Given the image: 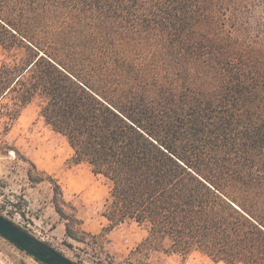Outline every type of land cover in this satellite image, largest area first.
<instances>
[{"label": "trees", "instance_id": "1", "mask_svg": "<svg viewBox=\"0 0 264 264\" xmlns=\"http://www.w3.org/2000/svg\"><path fill=\"white\" fill-rule=\"evenodd\" d=\"M0 50L3 135L41 99L109 186L103 233L135 222L139 249L264 264V0H0ZM25 161L69 237L97 239Z\"/></svg>", "mask_w": 264, "mask_h": 264}, {"label": "rangeland", "instance_id": "2", "mask_svg": "<svg viewBox=\"0 0 264 264\" xmlns=\"http://www.w3.org/2000/svg\"><path fill=\"white\" fill-rule=\"evenodd\" d=\"M5 60L0 50V65ZM41 105V99L33 101L8 136L3 135L0 122V214L78 264H215L199 254L183 258L139 249L147 232L135 222L103 233L109 225L103 216L109 186L92 173L88 164L73 162L74 151L63 136L45 123L40 116ZM5 146L15 147L20 155L15 151L4 155ZM27 159L58 181L66 200L76 206L82 229L97 239L69 237L67 222L52 203V185L31 184ZM0 264L41 263L0 236Z\"/></svg>", "mask_w": 264, "mask_h": 264}, {"label": "water", "instance_id": "3", "mask_svg": "<svg viewBox=\"0 0 264 264\" xmlns=\"http://www.w3.org/2000/svg\"><path fill=\"white\" fill-rule=\"evenodd\" d=\"M0 236L41 264H77L49 243L0 214Z\"/></svg>", "mask_w": 264, "mask_h": 264}]
</instances>
